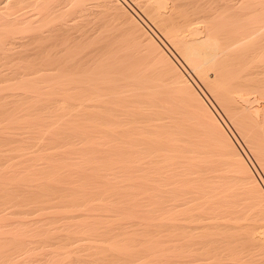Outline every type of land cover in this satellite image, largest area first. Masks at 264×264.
Listing matches in <instances>:
<instances>
[{"label": "bare ground", "instance_id": "bare-ground-1", "mask_svg": "<svg viewBox=\"0 0 264 264\" xmlns=\"http://www.w3.org/2000/svg\"><path fill=\"white\" fill-rule=\"evenodd\" d=\"M0 264H264V0H0Z\"/></svg>", "mask_w": 264, "mask_h": 264}]
</instances>
